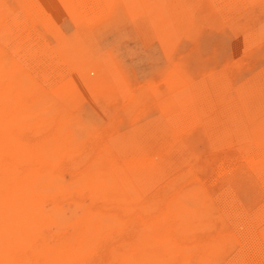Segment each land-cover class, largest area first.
<instances>
[{
	"label": "rangeland",
	"instance_id": "rangeland-1",
	"mask_svg": "<svg viewBox=\"0 0 264 264\" xmlns=\"http://www.w3.org/2000/svg\"><path fill=\"white\" fill-rule=\"evenodd\" d=\"M0 264H264V0H0Z\"/></svg>",
	"mask_w": 264,
	"mask_h": 264
},
{
	"label": "bare ground",
	"instance_id": "bare-ground-1",
	"mask_svg": "<svg viewBox=\"0 0 264 264\" xmlns=\"http://www.w3.org/2000/svg\"><path fill=\"white\" fill-rule=\"evenodd\" d=\"M4 35V34H3ZM248 90V89H247ZM235 111V110H234ZM258 112V111H257ZM207 128V127H206ZM209 135V134H208Z\"/></svg>",
	"mask_w": 264,
	"mask_h": 264
}]
</instances>
